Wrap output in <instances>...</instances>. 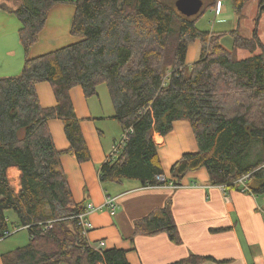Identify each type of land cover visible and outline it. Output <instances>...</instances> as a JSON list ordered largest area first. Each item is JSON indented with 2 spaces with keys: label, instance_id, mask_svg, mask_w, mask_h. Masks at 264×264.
<instances>
[{
  "label": "trees",
  "instance_id": "trees-1",
  "mask_svg": "<svg viewBox=\"0 0 264 264\" xmlns=\"http://www.w3.org/2000/svg\"><path fill=\"white\" fill-rule=\"evenodd\" d=\"M236 1L241 15L247 0ZM257 1L258 25L264 0ZM58 3L76 7L70 32L81 40L30 57ZM0 9L20 19L25 51L21 72L0 76V237L13 234L8 210L18 215L16 228L29 234L25 245L2 254L3 264H131L123 249L97 251L75 217L86 206L74 200L61 158H92L71 98L76 86L90 98L105 83L121 127L114 153L100 168L102 183L157 184L164 170L154 135L166 136L176 120H188L198 150L183 153L167 182L179 184L205 167L214 185L236 184L250 174L247 192L264 195V39L258 26L251 36L232 31L229 51L221 43L224 33L197 27L199 13L182 14L175 0H0ZM197 40L200 56L187 64L188 47ZM240 51L249 55L239 58ZM43 81L52 86L55 106L41 104L37 84ZM54 118L64 124L66 150L55 144ZM11 167L21 172L19 189L8 176ZM160 232L181 242L171 201L136 222L135 234ZM205 258L190 255L170 264Z\"/></svg>",
  "mask_w": 264,
  "mask_h": 264
},
{
  "label": "crops",
  "instance_id": "crops-1",
  "mask_svg": "<svg viewBox=\"0 0 264 264\" xmlns=\"http://www.w3.org/2000/svg\"><path fill=\"white\" fill-rule=\"evenodd\" d=\"M208 1L215 3L211 9L215 22L224 24L226 19L233 18L232 13L219 17L230 0H222L217 10V2ZM75 11L76 7L71 3L56 4L29 56L37 57L81 40L70 32ZM21 27L17 16L0 9V76L18 74L23 68L25 51L18 35ZM196 46L195 43L189 45L187 64L198 60L201 44L197 47V56ZM37 91L44 107L56 105L49 82L37 84ZM70 93L92 155L91 160L83 163L78 162L73 153H66L61 158L74 200L84 202V206L89 203L101 206L107 197H112L117 203L115 214L108 208L109 212H102L103 209L90 215L94 227L87 237L92 246L102 250L123 249L131 264H170L190 255L206 258L198 263L180 264H264V195L243 191V185L237 182L228 184L223 190L221 185L212 184L205 167L188 172L174 187H148L139 180L125 179L120 183L113 182L119 187L107 185L108 190L101 182L99 171L114 153L121 137V128L119 130L112 117L113 102L100 93L87 98L81 86L74 87ZM49 125L57 148L68 149L70 143L63 122L54 118ZM154 138L168 179H171L172 165L183 153L198 150L188 120H176L168 135L155 133ZM20 174L16 167L8 170L9 178L13 176L15 182L20 181ZM167 201H171L181 242H173L166 232L135 234L136 222L154 209L164 207ZM20 243V240L0 242V264H3L2 254L25 245Z\"/></svg>",
  "mask_w": 264,
  "mask_h": 264
},
{
  "label": "rangeland",
  "instance_id": "rangeland-1",
  "mask_svg": "<svg viewBox=\"0 0 264 264\" xmlns=\"http://www.w3.org/2000/svg\"><path fill=\"white\" fill-rule=\"evenodd\" d=\"M175 3H176V0H175ZM207 3H209V1L204 0V6L202 7V10L199 12V15H196V16L194 15L195 17H197L196 18V25H197V27H199L202 30L223 32L224 34L221 36V43L227 50H229V51L233 50L234 37L232 35V31H234L236 29H240L241 33L245 36H251L254 28H256L258 26L259 31H260V35L264 39V13L260 16L259 23L257 25V18L259 15L258 1L257 0H247L244 4V7L241 9V15L238 13V11L235 7L237 4V1L236 2H235V0L228 1L226 3V6L224 7L222 14H220L219 17L220 16L223 17L227 13H232L233 18L230 20L226 19L225 22H223L224 24H220V23H217L214 21V19H215L214 13L211 10V8L206 6ZM230 26H231V28H230ZM18 35H19V33H18ZM19 39H20V37H19ZM199 42L200 41L195 42V45H197L196 46V53H195L196 56H197V47H199L198 45L201 44ZM193 47L194 46L191 47V51H193L192 50ZM200 53H201V51H199V53H198L199 55L197 58H199ZM248 55H249V51L248 52L240 51L238 56H239V58H243V57L248 56ZM6 76H9V75H6ZM99 93L102 94L106 99L112 101L110 93H109V89L105 83H101L98 86V94ZM116 123L119 127V130H120L121 127H120L117 120H116ZM116 134H119V133H116ZM10 181L13 184V186H15L19 189V185H20L19 181L15 182V179L13 176L10 178ZM103 185L107 189H108L107 185H110V186L114 185L115 187L120 186L119 184H116L113 182H104ZM85 192H86V190H85ZM105 211L109 212L107 207L104 208V210L102 212H105ZM7 215L9 217V226H10V229L13 231V234L2 239L0 242H3V244H5V243L13 241V240H20V242L22 241V243H20V244H26L29 240L28 230L26 228H16L17 225L19 224L18 215L16 214V212H14L13 210H8ZM95 244H98V243H95ZM61 264H72V262L65 261V262H62Z\"/></svg>",
  "mask_w": 264,
  "mask_h": 264
},
{
  "label": "built area",
  "instance_id": "built-area-1",
  "mask_svg": "<svg viewBox=\"0 0 264 264\" xmlns=\"http://www.w3.org/2000/svg\"><path fill=\"white\" fill-rule=\"evenodd\" d=\"M222 0H217V4L216 5V10L219 8L220 2ZM250 174H246L243 175L242 177H240L236 182L237 183H241L243 185V191H249V188L247 186V180L249 178ZM167 177L165 175H158L157 176V181L158 183L155 185H148V187L151 186H177L178 184L174 183L173 181L167 182ZM228 184H222L221 187L223 190H226ZM109 208L110 212L112 214H115L116 212V208H117V203H116V198H112V197H107L105 203L101 206H96L93 203H89L88 205H86L85 211L82 213H79L77 215H75L76 218H78L79 220V225L81 226V230H82V234L85 235L86 237L89 235L90 231L93 229L94 225L93 222L90 220V215L95 212V211H99V210H103L104 208ZM11 233L10 232H5V236H1L0 237V241L6 237H8ZM97 251L101 252L102 249L98 248V247H94Z\"/></svg>",
  "mask_w": 264,
  "mask_h": 264
},
{
  "label": "water",
  "instance_id": "water-1",
  "mask_svg": "<svg viewBox=\"0 0 264 264\" xmlns=\"http://www.w3.org/2000/svg\"><path fill=\"white\" fill-rule=\"evenodd\" d=\"M177 9L184 15L194 16L204 6V0H176Z\"/></svg>",
  "mask_w": 264,
  "mask_h": 264
}]
</instances>
